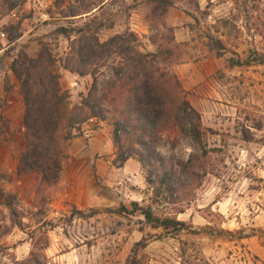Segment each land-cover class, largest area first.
Here are the masks:
<instances>
[{
  "label": "rangeland",
  "instance_id": "obj_1",
  "mask_svg": "<svg viewBox=\"0 0 264 264\" xmlns=\"http://www.w3.org/2000/svg\"><path fill=\"white\" fill-rule=\"evenodd\" d=\"M13 1L0 0V264H21L31 257L33 251L43 261L46 257V264H125L133 245L145 234H155L149 228L142 232L146 225L141 213L131 214L123 210H131V199H134L133 196H126V192L117 194L112 188L99 185L105 189L102 195L105 204L83 209L72 197L71 186L66 183L60 185L62 174L57 185L47 188L40 184L37 175L19 174V152L26 145V102L21 80L13 71L15 59L23 55L48 59L53 64L51 69L54 67L59 75L62 90L70 95V109L88 95L93 85V74L96 73L99 95L108 96L104 105L112 109L116 91L110 89L112 83L119 82L116 68L122 66V56L114 54L100 58L88 67L92 73L84 76L64 69L63 65L74 54L71 50L73 42L78 45L82 37L95 36L105 42L117 34L129 33L137 35L140 50L144 53L157 52L159 47L161 53L171 51V54L164 55L166 59L161 58L162 67L179 77L194 107L198 104L207 107L206 100H210L212 106L227 105V99L237 106V110H233L236 116H232L223 132L213 129L216 131L213 133L204 126V139L213 151L206 158L207 175L202 186L197 189L193 185L187 187L184 196H181L183 202L177 204L172 203L169 196L162 197L155 204L156 212L162 216H174L179 209L187 208L186 213L193 212L206 219L199 220L201 223L209 222L212 227L223 229L226 217L219 209L215 211L211 206L199 208L207 203V182L212 183L214 187L218 186L213 197L221 199L229 194L239 200L241 206L238 216L240 225L231 226L233 230L228 229L234 232L232 235L219 236L229 243L223 254V264H264L258 256L247 253L242 241L238 240L241 231H244L246 234L255 232L262 245L264 241V227H255L258 222L254 221L257 215H264V66L231 72L226 66L233 54L227 52L221 58L213 56L206 37L212 30L239 53H244L249 46L264 51V36L245 29L247 20L244 15L236 19L238 14L233 3L230 0H181L163 15L154 12L148 0H25L13 10L17 13L14 17L7 5V2L10 5ZM45 5L48 7L45 8ZM44 11L50 14L49 20L42 18ZM74 11L82 14L72 16ZM252 14L254 19L257 15H264V0ZM226 19H233V25L225 26L223 21ZM182 27L189 31L191 37L186 45L176 38L177 29ZM188 59L193 62L214 61L213 70L216 71L207 76L206 83L210 81L215 87V82H211L214 77L222 87L213 98L208 99L190 90L179 76L177 66ZM97 120L85 123L102 121ZM104 122L111 129L114 141L112 122ZM84 124L73 131L72 138L80 134ZM257 124L263 125L262 130L255 127ZM67 126L65 122L62 128L65 134ZM248 134L253 135L252 141L245 140L244 136ZM135 137L136 134L132 133L125 145L128 146ZM159 151L167 159L174 156L176 160L184 161H188L193 154H202L201 147L175 126L163 131ZM177 171H180L179 167ZM143 172L146 180L147 173L144 169ZM123 178L128 189L141 194V197H135L141 205L153 203L154 185L145 181L142 187ZM237 181L242 182L239 189L246 185L248 190L229 192L232 183ZM10 195L16 196L14 207L21 212L15 226L10 207L6 204ZM77 210L85 214H74ZM249 224L252 226H244ZM211 225H196L205 230L201 236L192 237L203 251L210 243L201 238L209 233L206 228ZM169 238L155 237L151 240L144 252L149 257L148 264H181L180 242H169Z\"/></svg>",
  "mask_w": 264,
  "mask_h": 264
},
{
  "label": "trees",
  "instance_id": "obj_2",
  "mask_svg": "<svg viewBox=\"0 0 264 264\" xmlns=\"http://www.w3.org/2000/svg\"><path fill=\"white\" fill-rule=\"evenodd\" d=\"M14 0L8 10L13 11L20 2ZM181 0H148L154 12L166 14L170 8L177 6ZM193 1V0H192ZM239 19L244 15L247 20L245 29L264 36V15L252 14L253 10L261 7L262 0H230ZM199 6V3H197ZM82 13L74 11L72 16ZM69 16V15H66ZM249 19V21H248ZM257 19V20H256ZM233 19L223 21L225 26L233 25ZM65 33L67 30L63 29ZM209 52L217 58L224 57L227 52L233 55L228 59V70H244L255 66H264V51L255 46H249L244 53L234 50L219 35L208 31ZM75 44V45H74ZM71 58L64 62V69L82 76L92 73L88 67L93 66L100 58L120 55L123 64L116 68V77L119 82L112 83L111 91H116L112 109L107 108V95H99L98 77L93 74V85L87 96L82 97L80 104L70 109L67 91L62 90L59 75L48 59L30 58L28 55L18 57L13 62V71L21 80L22 91L25 97L26 110L24 126L26 128V145L19 152V174H32L40 178V184L47 188L60 182L67 157V143L73 136V131L85 122L97 118L102 121H111L114 126V145L117 148L116 162L120 166L129 159L137 160L144 171L146 181L155 186L153 203L143 206L139 202L132 203V209H123L131 214L141 213L146 225L142 229H151L155 234H145L136 242L125 264H148L149 257L145 252L153 238L173 237L180 241L181 264H212L204 251L198 247L194 237L201 236L205 228H197L192 221H184L178 215L186 213V209H179L174 216L159 215L155 204L162 197L172 199V203L183 202L185 189L191 185L196 189L203 184L207 175L206 158L213 151L204 139V125L202 115L196 110L187 97V92L179 77L162 67L164 55L167 51L144 53L140 50L139 39L135 33L117 34L105 42L97 37H82L78 45L73 42ZM162 58V59H161ZM164 62V61H163ZM220 72V71H219ZM113 88V89H112ZM67 122V133L63 132V125ZM179 127L181 132L192 138L194 143L201 147L202 154H193L188 161L176 160L172 156L167 159L160 151L159 145L163 131L169 127ZM261 124L255 127L262 130ZM215 133L213 129H208ZM132 133L136 137L126 146L125 141ZM246 141L254 139L252 134L245 135ZM176 145H174L175 147ZM179 167L180 171H177ZM16 196L10 195L6 204L10 207L13 216V226L21 214L17 207ZM74 214L83 216L82 211ZM209 234L216 236L232 235L234 232L225 229H216L208 226ZM238 240L257 236L256 233L241 231ZM190 237V238H188ZM193 237V238H192ZM48 238L46 241L48 242ZM264 246V241H263ZM36 252L21 264H46Z\"/></svg>",
  "mask_w": 264,
  "mask_h": 264
},
{
  "label": "crops",
  "instance_id": "obj_3",
  "mask_svg": "<svg viewBox=\"0 0 264 264\" xmlns=\"http://www.w3.org/2000/svg\"><path fill=\"white\" fill-rule=\"evenodd\" d=\"M189 31L182 27L177 29V40L186 45L191 41V37L188 33ZM184 63L177 66L179 76L184 80L185 84H188V88L193 90L201 96L207 97L208 99L213 98L222 87L221 83L213 77L216 86L213 87L210 81L206 83L207 76H211L215 73L213 67L215 66L214 61H202L193 62L190 59L183 61ZM208 70H207V68ZM231 72H237L233 70ZM230 85V84H229ZM224 90V89H223ZM234 89H232L233 91ZM234 92L231 94L232 98ZM236 98V96H235ZM228 103L214 105L210 104V100H206L207 107L201 105H195V108L201 113L204 126L209 129L224 131L223 128H227L229 121L232 120V116H236L233 110H237V106L234 101L227 99ZM235 119V118H233ZM68 154L66 160L64 161V167L62 171V184H67L71 186L73 192L72 197L74 198L76 204L85 209L90 207H98L105 204L104 188L101 186H107L112 188L115 193H125L126 196H133V202H138L139 199L135 197H141V194L133 193L131 189H128L127 182L123 177H126L131 182L139 184L140 186H145V176L143 172L142 165L135 159H129L122 166L118 165L116 162V149L113 141V136L111 129L108 127L107 123L104 121H99L98 123H85L82 126L79 135H75L68 142ZM89 148L91 150H89ZM210 175V174H209ZM218 180H220L218 178ZM240 182H233L230 187L229 192L247 191L248 188L240 187ZM208 187L205 191L207 203L199 208H206L211 206L213 210L221 212L225 217L226 221L223 224V229L233 230L231 226L240 225V220L238 216L240 215V203L239 200H235L234 197L227 194L221 199H216L213 197L217 187L212 183H208ZM101 185V186H99ZM204 186V185H203ZM245 188V189H244ZM243 191V192H244ZM131 194V195H129ZM211 196V198H210ZM137 200V201H135ZM111 205V204H108ZM238 210V211H237ZM190 211V210H189ZM235 214V217H233ZM232 217V218H231ZM180 220L192 221L195 225L203 227L211 223H201L199 220L202 218L201 215H194L191 213H183L178 215ZM243 218V216H241ZM255 222H258L256 226L264 227V215H257L254 218ZM246 224V223H243ZM245 227H250L244 225ZM201 238L203 241L210 243V246H205L204 252L212 259L213 264H223V254L225 253V248L229 246V243L224 241L222 238L216 236L215 234H203ZM169 242L179 240L173 237L168 239ZM139 242V241H138ZM180 242V241H179ZM245 246V251L251 252V255L258 256L264 260V246L261 244L258 236H253L242 240ZM134 246V245H133ZM178 246L181 244L178 243ZM133 248V247H132ZM210 248V249H209ZM178 250V247L176 248ZM246 264V262H245Z\"/></svg>",
  "mask_w": 264,
  "mask_h": 264
},
{
  "label": "built area",
  "instance_id": "obj_4",
  "mask_svg": "<svg viewBox=\"0 0 264 264\" xmlns=\"http://www.w3.org/2000/svg\"><path fill=\"white\" fill-rule=\"evenodd\" d=\"M45 6H46L45 8L48 7V5H45ZM12 14H13L14 17H17V13H16V11H13ZM41 16H42V18H44L45 20H49V18H50V14H49L48 12H45V11H44V13L41 14ZM91 121H96V122H97L98 120H97V119H96V120H95V119H91Z\"/></svg>",
  "mask_w": 264,
  "mask_h": 264
}]
</instances>
